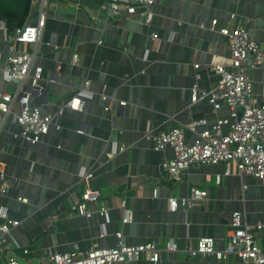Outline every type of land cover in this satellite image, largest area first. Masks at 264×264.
I'll use <instances>...</instances> for the list:
<instances>
[{"label":"crops","instance_id":"crops-1","mask_svg":"<svg viewBox=\"0 0 264 264\" xmlns=\"http://www.w3.org/2000/svg\"><path fill=\"white\" fill-rule=\"evenodd\" d=\"M108 1L49 0L37 46L12 41L13 30L0 18V94L32 85L33 69L31 77L16 80L3 68L13 51L35 50V65L44 69L43 91L33 92L32 103L61 127L32 143L12 114L0 131V162L10 181L8 192L0 193V210L18 223L12 238L40 259L87 251L94 243L115 247L121 231L126 244L154 242L161 250L158 263L143 255L130 264H243L234 254L219 260L187 249L213 237L216 250L223 251L238 211L250 225L264 226V181L241 175L236 167L225 175L223 163L197 164L181 180H169L164 163L174 158V150H156L152 136L181 127L193 144L194 121H205L200 132L229 118L225 104L215 111L209 99L193 103L192 88L197 83L201 91L213 89L220 79L213 63L230 59L221 29L242 26L264 49V0H155L151 24L139 14L109 17L101 10ZM40 11L39 2L32 4L25 25H36ZM251 77L261 103L264 67L252 70ZM76 97L82 101L79 110L68 106ZM20 108L19 102L13 106L16 112ZM87 173L93 174L89 182L83 179ZM88 187L101 192L99 201L88 204L92 218L72 209ZM194 187L208 197L171 211L169 199L187 197ZM103 205L108 216L99 213ZM128 211L133 220L125 224ZM254 233L264 251V228ZM171 239L178 251L167 249ZM19 255L25 256L21 250Z\"/></svg>","mask_w":264,"mask_h":264},{"label":"built area","instance_id":"built-area-1","mask_svg":"<svg viewBox=\"0 0 264 264\" xmlns=\"http://www.w3.org/2000/svg\"><path fill=\"white\" fill-rule=\"evenodd\" d=\"M40 3L41 11L36 25H25L13 30L10 39L17 44L25 43L38 45L42 31L46 25L49 0H32V4ZM155 0H109L101 5V10L108 12L109 17L116 18L122 12L127 15H141L146 24H151V5ZM213 28L217 21H213ZM220 33L229 40L230 59L228 62L215 61L213 69L220 75L217 85L209 91H201L196 83L192 88V102L197 103L209 99L217 111L223 104L230 110L229 118H219L210 129L197 131L204 120L194 121L191 130L197 134L193 144L186 142L185 131L176 127L168 131H161L152 136L156 150L171 147L175 156L167 160L164 167L168 172L169 180H181L184 171L197 164L216 165L223 163L226 166L225 175H230L236 167L241 175H251L264 181V92L261 94L262 102L259 103L254 92V82L251 71L264 67V49L251 38L249 31L238 26L234 29L224 28ZM156 38V34L154 35ZM78 56H75L77 61ZM36 51H13L8 56L3 71L13 79L24 80L30 76L32 86L40 85L44 69L35 65ZM198 68L199 65H196ZM26 87V86H25ZM33 92L25 88L15 94H0V131L3 129L9 115H14L16 121L22 126V136L29 142L38 143L55 126L60 125L55 116L45 114L32 103ZM16 102L21 105L16 112L13 106ZM125 105V101H121ZM68 106L81 109L82 101L76 97ZM109 110V107L106 108ZM86 182L93 177L92 173L83 176ZM223 176H218L220 183ZM10 188V181L5 166L0 162V193L6 194ZM206 190L194 187L187 197L181 199L171 197L169 208L177 211L179 207L191 208L197 206L201 200L208 197ZM101 199V192L88 187L82 194V200L72 206L79 215L92 218L93 212L89 209L90 202ZM28 202L27 199H20ZM125 210L126 200L121 203ZM102 216H108L109 208L103 205L99 210ZM0 264H130L145 255L149 261L158 263L161 250L156 243L150 242L141 245H129L124 242L123 232L116 234L115 247H101L94 243L87 251L76 249L68 253H50L36 259L31 256V249L21 246L12 238V230L18 224L12 220L5 209L0 210ZM133 220V214L128 211L123 217V223ZM263 225L254 227L244 220L241 212L233 213L230 222L227 247L223 251L216 250V241L213 237L199 239L197 247H189L187 251L195 256L216 255L220 260L234 254L240 257L243 264H264V251L256 240L254 230L263 229ZM167 249L171 252L179 250L174 239L168 242ZM25 256L21 257L19 251Z\"/></svg>","mask_w":264,"mask_h":264},{"label":"trees","instance_id":"trees-1","mask_svg":"<svg viewBox=\"0 0 264 264\" xmlns=\"http://www.w3.org/2000/svg\"><path fill=\"white\" fill-rule=\"evenodd\" d=\"M32 0H0V18L14 30L23 27L29 18Z\"/></svg>","mask_w":264,"mask_h":264},{"label":"water","instance_id":"water-1","mask_svg":"<svg viewBox=\"0 0 264 264\" xmlns=\"http://www.w3.org/2000/svg\"><path fill=\"white\" fill-rule=\"evenodd\" d=\"M25 89L28 90V91H32V92H34V91H36V92H38V91L39 92H42L43 91V89H42V87L40 85H38V86H32L31 85L30 87L29 86H26Z\"/></svg>","mask_w":264,"mask_h":264}]
</instances>
